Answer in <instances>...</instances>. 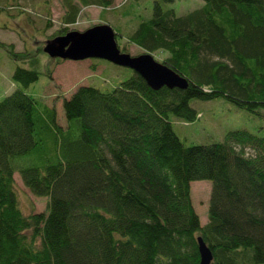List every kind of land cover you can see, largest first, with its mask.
<instances>
[{
  "label": "trees",
  "instance_id": "trees-1",
  "mask_svg": "<svg viewBox=\"0 0 264 264\" xmlns=\"http://www.w3.org/2000/svg\"><path fill=\"white\" fill-rule=\"evenodd\" d=\"M78 1L105 10L114 2ZM63 4L64 22H75L80 4ZM116 34L124 52L128 42L168 51L162 62L189 86L156 90L136 72L108 90L82 85L64 99L66 126L24 88L1 99L0 264H201L199 236L211 264H264V136L235 129L186 145L173 125L198 118L193 100L262 115L264 0H204L184 15L156 0L125 44ZM14 78L28 86L39 72L18 67ZM16 172L49 197L47 213L22 211ZM196 180L212 182L205 224Z\"/></svg>",
  "mask_w": 264,
  "mask_h": 264
},
{
  "label": "rangeland",
  "instance_id": "rangeland-1",
  "mask_svg": "<svg viewBox=\"0 0 264 264\" xmlns=\"http://www.w3.org/2000/svg\"><path fill=\"white\" fill-rule=\"evenodd\" d=\"M155 1L114 0L105 10L98 4L81 5L75 0L80 4L81 11L75 22L66 23L64 0H0V41L12 45L18 53L11 56L9 48L0 47V100L16 88H24L27 93L54 107L58 122L66 126L64 99L70 98L80 86L93 85L108 90L130 78L134 71L101 58L76 61L51 57L44 51L48 41L68 31H85L95 25L109 24L126 36V40L119 38V42L125 44L127 36L131 35L140 19L153 14ZM159 1L166 9L173 8L177 15H184L204 4V0ZM4 6H7L6 10ZM127 10L131 11L130 14ZM126 46L133 55L151 53L161 62L169 56L166 50L151 52L129 42ZM18 67L38 70V80L25 86L21 80L14 78ZM192 105L199 111L195 121L185 122L176 118L173 121L176 133L186 145L223 141L226 133L235 129H246L264 136V109L261 110L262 115L252 114L236 108L225 99L193 100ZM25 157L19 156L17 159ZM15 181L22 211L27 215L47 213L49 197L34 195L18 172L15 173ZM211 190L210 180L191 183L192 200L202 224L208 221Z\"/></svg>",
  "mask_w": 264,
  "mask_h": 264
},
{
  "label": "water",
  "instance_id": "water-1",
  "mask_svg": "<svg viewBox=\"0 0 264 264\" xmlns=\"http://www.w3.org/2000/svg\"><path fill=\"white\" fill-rule=\"evenodd\" d=\"M44 51L63 60L101 58L129 67L139 73L153 89L164 86L186 89L189 80L167 64L156 60L151 53L133 55L118 45L115 29L109 24L92 26L85 31H69L48 41ZM201 264H211L213 252L202 236L198 237Z\"/></svg>",
  "mask_w": 264,
  "mask_h": 264
}]
</instances>
